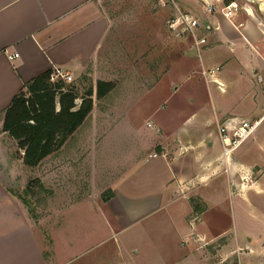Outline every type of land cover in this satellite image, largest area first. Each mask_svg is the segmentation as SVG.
I'll return each instance as SVG.
<instances>
[{"label": "crops", "instance_id": "1", "mask_svg": "<svg viewBox=\"0 0 264 264\" xmlns=\"http://www.w3.org/2000/svg\"><path fill=\"white\" fill-rule=\"evenodd\" d=\"M117 1L0 0V264H73V259L46 257L37 223L18 195L37 167L24 164L23 151L4 131L7 109L27 83L47 71L61 68L82 75L93 67L92 73L98 78L115 60L113 50H175L174 65L164 80L176 68L190 71L185 79L175 78L164 88L171 92H186L191 88L186 94L196 110L185 118L176 116L177 127L172 131L166 125L167 118L161 114L166 105L152 111L144 133L153 149L134 157L133 165H143L140 166L143 172L138 175L137 167L129 173L126 187L120 184L114 189L115 195L109 202L111 223L120 228H133L154 213L168 211L172 215L175 200L184 199L179 212L186 224L179 235L182 236L179 253L169 262L160 258L153 264H205L208 257L210 261V255L203 251L205 247L215 250L216 258L211 264H223L230 259L231 245L235 247L234 252L243 246L237 238L233 244L227 233L230 227L214 234L206 227L208 221L204 217L215 207L217 187H213V180L222 173L226 179L224 189L238 199L232 214L245 213L249 208L251 216L264 227V121L231 160L226 161V169L211 175L220 169L217 162L222 149L219 123L231 118L259 120L264 116V0H239L240 9L231 18L223 15L219 0H207L219 7L213 14L206 11L201 0H180L186 10L208 27L202 30L208 43L200 54L193 48L191 38L178 37L169 28L173 11L168 8H164L169 14L167 18L143 17V30L155 33L151 40L154 44L138 46L131 37L140 29L135 25L137 16L112 15L107 6ZM150 21L157 23V29H151ZM123 35L126 42L120 44ZM193 56L199 58L198 65ZM209 70L213 73L205 75L204 71ZM195 73H200L203 79L195 80ZM203 102L207 103V109L209 105L213 109L209 121L202 117ZM113 113H110L112 118ZM214 135L216 143L210 137ZM155 153L158 157L153 156ZM200 217L201 222L196 223ZM254 228H246L248 246L264 240V235L254 233ZM129 264L142 263L137 259L129 260Z\"/></svg>", "mask_w": 264, "mask_h": 264}, {"label": "rangeland", "instance_id": "2", "mask_svg": "<svg viewBox=\"0 0 264 264\" xmlns=\"http://www.w3.org/2000/svg\"><path fill=\"white\" fill-rule=\"evenodd\" d=\"M107 7L112 15L129 13L137 16L135 25L140 29L131 37L133 40L135 38L138 46L148 42L154 44L151 40L154 39L155 33L143 30V17L162 15L167 18L169 15L164 8L156 6L150 0H118ZM152 22L149 23L151 25H146L157 29V23ZM125 38L123 35L120 44L126 42ZM113 52L115 60L109 63L105 71L100 72L98 78L92 73L93 67H89L82 75L70 73L73 82L78 84L81 96L91 81L96 88V79L99 78L111 80L114 89L101 99L95 94L93 115L65 148L47 158L29 174L28 184L18 191V195L37 223L40 243L48 258L73 259V264H129V260L137 259L142 264H153L160 258L169 262L179 253L178 244L182 237L179 235L184 228L183 224H186L183 214L181 216L179 212L184 199L175 200L171 207L172 215L167 213L168 211L154 213L133 227L134 229L120 228L111 223L109 202L115 195L114 189L120 184L122 187L128 185L131 177L129 173L137 167L140 171V166H143H134V157L153 149L147 143L144 133L145 123L152 111L166 105L161 114L167 118L166 125L172 131L177 127L176 116L185 118L196 110L193 102L187 97L191 88H187L186 92H171L164 88L175 78L185 79L190 69L176 68L172 76L164 80V76L174 65L175 50ZM193 59L198 65L199 58L193 56ZM193 76L195 80L203 79L200 73ZM85 77L90 79V82H85ZM159 88L161 90L158 92ZM204 92V98H207L208 95ZM80 104L81 99L77 101V106ZM203 106L202 117L209 121L213 109L210 105L207 109L206 102H203ZM118 110L120 114H117V118ZM112 112L113 118L110 116ZM209 129L215 132L212 127ZM167 136L171 138L172 134ZM210 137L216 143L215 135ZM234 154L230 156V160ZM217 162L220 169L215 170L212 176L227 167L223 148ZM142 172L143 169L138 175ZM225 181L222 173L214 178L213 187H217L214 193L215 207L204 217L208 221L206 227L210 229L209 233H220L224 228L230 227L227 233L233 244H236L237 238L243 246L234 252L235 247L231 245L230 259L223 264H264V240L248 246V233L245 232L247 227H255L254 233L264 235V227L251 216L249 208L245 213L232 214L238 199L224 189ZM258 218H261V215H258ZM195 222L200 223L201 217L196 218ZM203 251L210 255V261L207 256L208 263L205 264L214 262V248L205 247Z\"/></svg>", "mask_w": 264, "mask_h": 264}, {"label": "trees", "instance_id": "3", "mask_svg": "<svg viewBox=\"0 0 264 264\" xmlns=\"http://www.w3.org/2000/svg\"><path fill=\"white\" fill-rule=\"evenodd\" d=\"M52 73L47 71L27 83L5 115L4 131L16 140L24 152V164L30 168L38 167L66 145L92 114L95 94L101 99L114 89L113 82L103 80L95 89L85 77L90 85L81 96L77 83L52 81Z\"/></svg>", "mask_w": 264, "mask_h": 264}, {"label": "built area", "instance_id": "4", "mask_svg": "<svg viewBox=\"0 0 264 264\" xmlns=\"http://www.w3.org/2000/svg\"><path fill=\"white\" fill-rule=\"evenodd\" d=\"M156 6L168 8L173 11L169 20V28L176 33L178 37H189L192 39L193 48L200 54L201 50L207 45L208 39L202 33L205 26L199 18L191 11L186 10L180 0H152ZM223 6L221 12L227 18L233 17L240 9L239 0H219ZM206 11L210 14L218 11L219 7L207 0H201ZM16 57L19 54L15 55ZM213 71H204V74H212ZM52 81L63 79L66 83L73 82V76L70 72L61 68H56L52 73ZM264 121V116L259 120H250L242 118H231L218 125L220 140L226 161L235 153L248 139H250ZM154 157H158L155 153Z\"/></svg>", "mask_w": 264, "mask_h": 264}]
</instances>
